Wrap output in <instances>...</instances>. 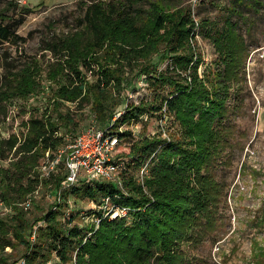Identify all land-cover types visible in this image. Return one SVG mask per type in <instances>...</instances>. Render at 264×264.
<instances>
[{"label":"trees","instance_id":"trees-1","mask_svg":"<svg viewBox=\"0 0 264 264\" xmlns=\"http://www.w3.org/2000/svg\"><path fill=\"white\" fill-rule=\"evenodd\" d=\"M245 1L232 0L220 20L203 17L197 22L202 37L217 51L214 66L204 64L191 45L196 21L184 6L164 0H148V9L132 0L82 2L84 10L75 19V29L46 47L58 56L51 73L55 77L51 97L44 100L42 110L28 108L33 112L21 121L25 132L4 136L0 128V203L9 210L0 216V264H15L4 252L13 246L11 237L23 244L24 264H43L52 255L59 259L56 264L200 263L184 246H198L210 237L214 241L218 234L227 182L217 171L232 166L234 151L243 148L246 135L235 118L244 113L239 84L244 80L247 44L237 22L231 20L233 14L243 20L238 6L248 8ZM8 8L0 10L1 42L17 37L11 28L19 20L4 12ZM158 54L171 59L164 70L152 61ZM64 69L60 78L58 73ZM134 74L143 77L151 97L127 104L120 95ZM3 79L0 123L13 98H24L38 86L27 67ZM70 101L77 102V109L89 105L98 126H105L121 104L124 111L118 122L157 113L171 116L175 125L167 129V137L157 130L130 141L121 174L127 195L115 201L132 208L131 216L102 219L89 235L73 223L76 212H70L71 207L64 216L51 205L32 220L27 215L35 206L36 189L53 190L63 178L61 173L43 177L37 166L47 149L63 143L58 129L75 133L78 120L66 104ZM119 135L122 140L131 132ZM144 163L147 172L142 185L138 169ZM118 192L112 182H81L64 191V203L68 195L97 200ZM28 198L30 205L25 208L21 203ZM39 221L43 224L29 242L27 236Z\"/></svg>","mask_w":264,"mask_h":264},{"label":"rangeland","instance_id":"rangeland-1","mask_svg":"<svg viewBox=\"0 0 264 264\" xmlns=\"http://www.w3.org/2000/svg\"><path fill=\"white\" fill-rule=\"evenodd\" d=\"M91 1L0 0V10L9 6L4 12L19 20L12 23L11 28L14 36L17 37L9 42L0 41V81L27 67L34 82L38 84L37 89L32 90L26 97L13 98L7 104V117L0 123L2 135L6 136L10 132H25L26 128L21 126V121L26 120L30 112H33L28 108L36 106L42 110L44 100L51 97V80L55 78L51 73L58 56L52 49H48V46L75 29V19L84 10L82 2ZM130 1L126 0V2ZM164 1L190 10L196 21L192 31L194 38L190 40L191 45L201 54L204 64L214 66L217 51L212 42L202 37L197 22L203 17L220 20L232 0ZM132 2H138L141 8L148 9V0H132ZM245 2L248 3V8L244 5L238 6L243 20L236 14L231 15V20L237 22V30L242 33L247 44L244 80L239 84L244 113L235 118L238 128L244 130L246 135L242 139L243 148L234 151L232 166L217 171L218 176H222L227 182L226 201L222 206L223 221L218 234L214 241L210 237L198 246L184 244V249L189 255L200 259L199 264H264V213H262L264 211V0H256V3H249V0ZM11 3L18 4L19 7L8 5ZM24 6L28 9H23ZM60 59L63 61L64 57ZM152 61L158 70H164L171 59L162 58L158 54L153 56ZM202 68L203 66L201 70ZM66 71L67 69H64L63 72L58 73L60 78ZM129 80L120 95L123 102L129 104L138 103L140 99L150 100V91L142 76L129 75ZM66 104L69 109L76 112L74 117L78 120V125L74 127L75 133L86 124L98 125L94 113L89 111V105L77 109V102L70 101ZM118 109H123V105H119ZM142 118L129 123L122 122V129L131 132L130 137L126 135L118 146L120 155L125 157V160L128 145L133 138L143 134L151 136L157 130L163 136L161 127L167 134V129L170 131L175 126L171 116L167 115L145 113ZM57 131L60 136L74 132L63 130V127ZM249 169H253L254 172ZM51 192L52 190L47 186H39L32 194L35 198V206H32L27 213L31 220L40 215L42 209L52 204ZM67 202L72 208L70 212H76L73 223L84 226L77 220V213L90 208L91 201L68 195ZM61 204L62 207L66 206ZM8 211V208L0 203V216L9 213ZM39 223L43 224L42 221ZM11 240L13 246L5 247L4 252L8 255L9 261L22 264V253L25 250L23 244L12 237ZM58 262L59 259L52 255L51 259L43 264ZM32 264L40 263L35 261Z\"/></svg>","mask_w":264,"mask_h":264},{"label":"built area","instance_id":"built-area-1","mask_svg":"<svg viewBox=\"0 0 264 264\" xmlns=\"http://www.w3.org/2000/svg\"><path fill=\"white\" fill-rule=\"evenodd\" d=\"M124 109L113 114L105 126L87 125L76 133H68L63 136V143L55 149H47L37 166L40 175L50 177L54 173H61V179L57 188L51 192V209L61 216L67 215L70 204L64 203V191L72 185L81 182L105 183L112 182L119 190L113 195H101L97 200H90L91 207L77 213V220L84 226L88 235L97 229L102 219L125 218L131 216L132 208L121 205L115 201L122 195H127L121 174L126 169L125 157L118 150L121 137L119 133L124 132L123 123L118 122ZM163 137H167L161 127ZM59 132V131H58ZM59 135V133H57ZM127 158V157H126ZM147 172V163L138 169V181L143 185V176ZM66 206L62 207V204ZM28 207L30 198L21 203ZM43 222V221H42ZM41 225L35 224L27 236L29 242L35 240V230ZM24 264V260H22Z\"/></svg>","mask_w":264,"mask_h":264}]
</instances>
